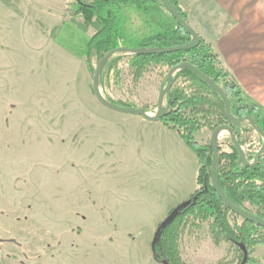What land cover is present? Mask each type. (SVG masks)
Segmentation results:
<instances>
[{
	"label": "rangeland",
	"instance_id": "rangeland-1",
	"mask_svg": "<svg viewBox=\"0 0 264 264\" xmlns=\"http://www.w3.org/2000/svg\"><path fill=\"white\" fill-rule=\"evenodd\" d=\"M177 1L233 77L220 46L230 41L223 53L229 63L237 54L264 80V0ZM75 2L0 0V235L11 240L6 251L15 264H162L151 242L159 224L188 199L182 200L189 168L176 145L165 147L160 127L139 125L146 122L139 115L98 102L92 87L96 55L91 71L85 59L52 39L65 20L82 21L72 17ZM116 68L117 75L100 71V95L155 115L163 73L151 66L133 81L125 57ZM244 124L249 131L241 133V149L255 155L263 139ZM212 132L202 128L194 136L207 144ZM229 139L221 131L218 147L228 150ZM177 245L185 264L242 260L234 244L214 240L207 223L183 227ZM260 247L251 256L262 262Z\"/></svg>",
	"mask_w": 264,
	"mask_h": 264
},
{
	"label": "trees",
	"instance_id": "trees-1",
	"mask_svg": "<svg viewBox=\"0 0 264 264\" xmlns=\"http://www.w3.org/2000/svg\"><path fill=\"white\" fill-rule=\"evenodd\" d=\"M75 1L72 17L81 16L82 21L65 20L51 32V37L75 57L85 59L91 71V55H96L100 60L117 47L152 50L185 45L191 39L190 34L178 24L160 0ZM169 1L187 21L178 1ZM89 27L95 30L93 35L87 34ZM122 57L128 61L133 81L138 80L151 66H157L164 75L162 87L172 67L180 63L195 67L225 92L232 117L250 116L264 132V107L243 91L223 67L214 45L201 36L198 45L189 50L161 54H115L102 65V76L110 71L117 75V62ZM128 107L134 106L130 104ZM142 109L149 110L147 107ZM160 122L175 130L194 153L198 160V173L195 190L170 212L172 219L160 227L164 219L155 231L151 242L155 260L167 264H185L178 256L179 232L187 225L199 227L207 223L216 242L223 239L234 244L242 253V260L246 251L247 258L243 264H264L258 257L251 256V252L264 245V227L240 217L226 206L211 181L212 144H200L194 136L202 128L214 131L219 126L229 125L242 146L241 133L249 129L244 123L231 124L225 115L222 97L209 82L187 67H181L173 75V83L165 95L164 116ZM227 148L218 147L216 180L220 190L236 207L264 220V153L255 164L247 166L242 163L240 152L231 139L227 142ZM254 156L245 153L247 161ZM244 202L257 211L252 213L247 210ZM230 215L234 217L233 222L229 221ZM238 217L241 218L240 223L235 221Z\"/></svg>",
	"mask_w": 264,
	"mask_h": 264
},
{
	"label": "water",
	"instance_id": "water-1",
	"mask_svg": "<svg viewBox=\"0 0 264 264\" xmlns=\"http://www.w3.org/2000/svg\"><path fill=\"white\" fill-rule=\"evenodd\" d=\"M160 1L163 3L164 7L168 10V12L176 19L178 24L190 34V36H191L190 41L185 45L169 46V47H163V48L152 49V50H149V49H130V48H126V47H117V48L110 50L102 59L99 60L98 64L95 67L94 74L92 77V87H93L94 95H95L96 99L98 100V102H100V104L102 106H104L110 110H114V111L122 112V113H133V114L139 115L144 120L157 122V121H160V119L164 116L165 95L173 83V75L181 67L189 68L190 70L194 71L196 74L201 76L205 81L209 82V84L214 88V90L223 99L225 115H226L228 121L234 125H239L241 123L249 122L253 126L254 130L257 133H259V135L263 139V142H262L260 149L256 152L253 160L249 162L245 158L244 152L242 151L241 146L239 145V143L237 141V138H236V135L234 134L233 129L229 125H222V126H219L218 128H216L212 132L211 140H210V143L212 144V159H211V167H210V175H211L212 185H213L214 189L216 190V192L218 193V195L222 198V200L224 201L226 206L232 212H234L235 214L239 215L240 217H242L246 220L251 221L252 223H254L258 226L264 227V220L263 219H260L253 214H249L247 212H244L243 210L239 209L234 204H232L228 200V198L222 193V191L220 190V188L217 184V180H216V161H217V157H218L217 135L221 131H227L229 133L231 141L233 142L235 147L240 152V157H241L242 163L244 165L251 166V165L255 164L257 162V160L259 159L260 155H262L264 153V132L262 131L260 126L254 121V119L251 118L250 116H246L243 118L232 117L231 112H230V103H229L227 95L208 76L201 73L195 67L188 65L187 63H180V64L172 67L167 74V82L163 86V88L161 89V91L158 95L157 109H156L155 115H151L150 113L143 110L142 108L120 106V105H117L115 103H109L99 93L98 76H99V73L101 71L102 65L104 64V62L106 60H108L109 58H111L115 54H118V53H133V54L171 53V52H176V51H181V50H189V49H192L198 45L199 35L191 28V26L186 22V20H184V18L177 12V10L174 8V6L171 4V2L169 0H160ZM172 216L173 215L171 214L170 216L165 218V220L160 224V227L163 226L164 223H166L168 220L172 219ZM246 258H247V254H246V251H244V256H243V260H242L241 264H243L246 261ZM162 264H167V263L163 262Z\"/></svg>",
	"mask_w": 264,
	"mask_h": 264
},
{
	"label": "crops",
	"instance_id": "crops-1",
	"mask_svg": "<svg viewBox=\"0 0 264 264\" xmlns=\"http://www.w3.org/2000/svg\"><path fill=\"white\" fill-rule=\"evenodd\" d=\"M228 32H229V29H226L224 30L222 34H225ZM220 46L222 48V55L224 56L222 57H223L224 62L226 64L228 62V66L232 74L234 75L235 79L237 80V82L239 83L243 91L246 94H248L253 100H255L258 104L264 107V80L261 78V76L255 73V71L252 69L250 64L242 60L237 54H235L237 58L230 60V63H229V60H227V57L225 58L224 54L226 55L228 54V49L233 46V41L232 42L230 41L229 44L222 43ZM145 121L146 122H143L140 120L139 125L142 123L143 124L146 123V125H151V126L155 125V127H160L162 129L163 131L162 133H165L166 135V138H165L166 148L170 145H173V146L176 145L179 151H182L184 164L186 168H189L188 171L187 169H185L186 176H184L185 178L184 181L188 185L183 195L184 198L182 199V200H185L196 188V185H194V178L197 174L196 170L198 171V162L196 160L197 158H195L196 156H194V153H192L191 149L188 146H186V144L183 142V140L180 138V136L175 130L168 128L167 126L162 124L160 121H157V122L148 121V120H145ZM168 143L169 145H166ZM0 225L3 226L2 220H0ZM3 229L2 231L4 232L5 229L4 230ZM3 232L2 234H5ZM10 242H11L10 239H7V237H3L0 235V264H15L14 259L11 256H9L8 252L6 251V249L9 247ZM262 254L264 256V251ZM262 262L264 263L263 260Z\"/></svg>",
	"mask_w": 264,
	"mask_h": 264
}]
</instances>
